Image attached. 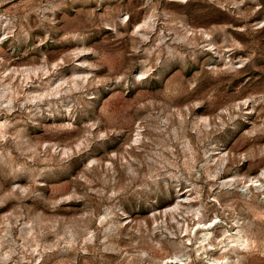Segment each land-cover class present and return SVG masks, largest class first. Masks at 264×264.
I'll use <instances>...</instances> for the list:
<instances>
[{
    "label": "rangeland",
    "instance_id": "rangeland-1",
    "mask_svg": "<svg viewBox=\"0 0 264 264\" xmlns=\"http://www.w3.org/2000/svg\"><path fill=\"white\" fill-rule=\"evenodd\" d=\"M0 264H264V0H0Z\"/></svg>",
    "mask_w": 264,
    "mask_h": 264
}]
</instances>
